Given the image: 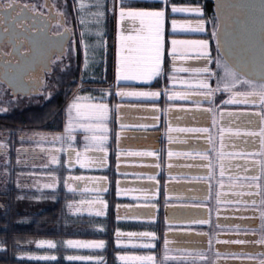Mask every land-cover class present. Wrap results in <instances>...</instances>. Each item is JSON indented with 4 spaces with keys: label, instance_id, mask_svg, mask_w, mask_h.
<instances>
[{
    "label": "rangeland",
    "instance_id": "rangeland-1",
    "mask_svg": "<svg viewBox=\"0 0 264 264\" xmlns=\"http://www.w3.org/2000/svg\"><path fill=\"white\" fill-rule=\"evenodd\" d=\"M77 3L79 7L80 0H77ZM85 3L88 7L81 9V19L89 22L81 25V32L83 60H85L83 63H86L87 69L89 64L98 65L105 58L106 16L104 15L105 0H98L99 7L94 0H85ZM97 12L103 14L94 15ZM222 63L228 74H224V77L220 70L214 69L211 76L213 91L211 95H205L209 97L208 103L204 99H202L203 103L199 102L192 95L184 99L178 96L177 101L181 105L173 108L172 117L175 122L166 124V120L171 118L168 116L162 119L165 128L162 146L164 200L162 219L158 218L156 208L158 191L154 187L158 175H146L147 173L144 172L158 167L155 159L158 158L159 150L146 147L137 136H134L135 130L146 126L136 114L140 108L143 109L138 106V96H129L132 100L129 102L131 103V123L130 126L115 133L112 148L107 141L110 138L107 131L88 132L78 125L71 135L74 137L75 133H83L79 144L76 145L74 139H68L69 133L65 125L63 133L59 135L63 139H55L50 145L51 150L55 149L57 155H60V160L65 155L70 157L65 161L64 158L62 160L68 173L78 171L74 176L86 180L88 185L81 192L69 190L70 193L65 194V198H69L70 201H65L57 213L54 221L56 228L65 227L75 220L76 215L78 222L92 224L91 228L83 230V239L78 241L85 243L104 241L105 248H80L81 250L74 251L75 248L67 245V241H75L74 238L66 240L34 238L33 241L29 239L27 242L20 243L17 242V238H14L10 246L11 257L17 253L18 262L23 260L40 264H63L69 260L67 257L81 255L83 264H95L103 258L106 249L109 248L108 244L111 243L110 247L115 249L112 252L115 264H140L134 261H121L120 256L149 255L155 257V264H204L206 262L209 264H257L254 258L264 253V248L258 249L261 245L252 243L259 239L258 235L252 233H259L262 223L260 220L261 196L255 195L260 192V188L255 185H264V179L256 180L253 177L260 176L258 162L262 158L259 153L264 150V147L258 135H248V133L258 134L264 128V120L258 115L264 111V108L259 99L255 103H228L234 97L243 100L244 96L236 94L247 93L251 89L249 84L242 83L247 79L237 74L224 61ZM87 73L90 79L97 77L93 67H89ZM230 73H235L236 76L233 77ZM220 81L228 82V84L222 87L219 85ZM250 82L257 86L264 84V82ZM193 83V81L184 82L178 86L190 87ZM174 85L172 84V87ZM219 91H225L228 94L220 103H216L215 96L219 95ZM144 98L151 99L150 96ZM93 100L90 98L81 103H92ZM145 103L147 102L141 104ZM148 103L151 102L148 101ZM222 107L226 108L224 114H222L223 110L217 111ZM180 109H186V111ZM208 109L212 111L209 112ZM146 111V116L154 119L157 117L154 108H146ZM92 122L95 123V121ZM86 123L90 121L86 120ZM204 129L208 131H203ZM93 135L105 136L107 139L102 142L93 141L90 139ZM86 136L89 139L86 140ZM86 148L89 149L86 155L90 162L82 167L81 162ZM100 148H103V151H100ZM75 149L79 152L74 151ZM78 153L81 154L79 160ZM221 153H223L222 157ZM206 155L209 157L207 160L203 158ZM69 160L76 163L75 167H68ZM222 167L223 176H221ZM52 176L56 178L54 188L57 191L63 190V177L69 175H62V178L59 175ZM149 181L152 183L151 188L146 185ZM41 190L43 189L39 187V190L35 192L36 199L42 196ZM51 197L59 196L55 193V196ZM252 200H256L257 203L253 205ZM89 201L97 203L89 204L87 203ZM99 201H103V205ZM108 209L112 210L109 228L104 220L109 213ZM97 211H103L104 215H95ZM41 220L35 218L37 229ZM203 220L209 222H199ZM21 221L22 219L19 223ZM159 221L162 223L164 232L159 257H156L154 249L158 241ZM209 225L212 230L211 237H209ZM117 232L125 234L150 232L155 234L156 239H136L127 235L118 239ZM237 240H243L246 243H234ZM40 241L54 242L56 248L40 247ZM142 243H154L155 247L132 246ZM0 248L5 249L3 244H0ZM64 255H66L65 259ZM165 256L168 259H165ZM201 256L204 258H200ZM42 257H55V259H42Z\"/></svg>",
    "mask_w": 264,
    "mask_h": 264
},
{
    "label": "flooded vegetation",
    "instance_id": "flooded-vegetation-1",
    "mask_svg": "<svg viewBox=\"0 0 264 264\" xmlns=\"http://www.w3.org/2000/svg\"><path fill=\"white\" fill-rule=\"evenodd\" d=\"M7 3L8 0H0V145H3L0 147V244L5 247L4 250L0 248V254L11 258L15 264H40L35 261L18 262L17 253L11 257L10 250L14 238L18 243L34 239L35 192L40 187L61 196L70 193V189L81 192L88 186L86 180L76 179L79 176L74 175L78 171L68 173L62 160L70 157L65 155L60 160L56 150L50 148L54 137H59L68 125L69 106L78 96L92 98V103L107 104L109 111L103 121L110 137L107 141L112 148L115 133L131 123L129 102L132 100L118 93L137 90L141 86L131 88V84L114 82L112 76L108 78L105 58L98 65L89 64L88 68L93 67L97 72V77L90 79L87 65L83 63L81 9L77 0H15L11 8ZM111 70L113 72V68ZM222 92L224 97L228 94L219 91V95ZM224 97L217 95L216 103ZM137 101L138 106L143 102L139 98ZM136 114L146 127L135 130L134 136L146 147L159 150L158 160L155 159L158 167L144 171L146 175H158L154 187L158 191L156 208L159 215L162 209L164 129L156 127V119L144 115L141 108ZM79 123H86V120L76 122V125ZM82 138L83 133H75V144H79ZM74 151L79 152L77 149ZM109 161L112 164V160ZM75 164L73 160L67 163L68 167H75ZM52 175L60 178L69 175L63 177V190L54 188L56 178ZM78 182L81 183L79 188ZM46 184L54 186L47 188ZM146 185L151 188V181ZM74 217L75 220L69 224L74 225L75 236L70 234L63 237L64 240H81L77 234L80 222L76 215ZM77 250L81 249L75 248L74 251ZM63 264H83V261L69 259Z\"/></svg>",
    "mask_w": 264,
    "mask_h": 264
},
{
    "label": "snow or ice",
    "instance_id": "snow-or-ice-1",
    "mask_svg": "<svg viewBox=\"0 0 264 264\" xmlns=\"http://www.w3.org/2000/svg\"><path fill=\"white\" fill-rule=\"evenodd\" d=\"M96 3V6L99 7L98 0H94ZM164 3H167V0H164ZM15 4V0H8L7 7L11 8ZM80 9H85L88 7V5L85 3V0H80ZM171 12L173 13H201L202 9L199 7H171ZM63 15V13H60ZM103 13L97 12L94 15L99 16ZM120 20L123 21L126 18L131 19L133 21L139 22V27L136 29L135 35H128L124 36L121 34L120 37V55H119V65L117 69V79L119 81H150L154 79L155 77L159 76L161 73V66H162V57H163V50H164V23H165V17L166 12L164 8H156L154 10H147V9H133V8H125L121 7L119 11ZM89 21L85 19H81V24H87ZM180 27L181 29H190L191 25H179L176 21H172V28L173 31L177 30V28ZM197 31L203 30V25L198 24L196 26ZM4 31H7L5 28ZM83 35V34H82ZM172 53L175 57L177 55V45H192L199 49L205 50L204 55H207L206 49L208 48L207 41H177L172 40ZM262 47H264V40H262ZM85 49H87V45H85ZM180 55H186V53H181ZM183 71H186L184 69ZM202 71L207 72V69H203ZM231 76L235 77V73H230ZM242 83L249 84L250 85V91L247 93H237V96H244L243 100L240 99H231L228 101V103H255L257 99H259V102L264 108V84H261L259 86L252 84L250 81H243ZM235 84V80L233 81V86ZM199 87L202 89H206L207 91L203 93L204 95H211L212 89L210 88V85L205 81H200ZM121 97L123 96H138V97H159L161 95L160 92H143V91H120L118 93ZM178 94H174L173 96L169 97L170 99L177 98ZM179 98L184 99L185 96H179ZM90 99L89 97H76L75 100L71 103L68 109L69 113V120L67 125V132L69 133L68 139L72 140L74 137H72L71 133L76 128V122L87 120L90 121V123H79V127L85 131L88 132H97V131H107V128L103 124V120L107 117V113L109 111L108 105L105 103H89L84 104L81 103L83 100ZM209 112H211V109H208ZM74 113V115H73ZM258 115L261 116V119L264 120V111H261L258 113ZM92 121H95L96 123H91ZM203 131H208L207 129H204ZM248 135H258L260 137V142L262 147H264V128L260 130V132L257 133H248ZM54 139H63V137H54ZM85 139H89V137H85ZM90 139L93 141H100L107 139L105 136H97L93 135ZM0 147H3V145H0ZM100 151H103V148L99 149ZM87 151H89L88 148L85 149V154L83 157V160L81 162V166H87V164L90 162L88 160V157L86 155ZM171 155V153H169ZM221 157L223 156V153L220 154ZM259 155L261 156V160L259 163V171L260 176L259 177H253V179L260 180L264 179V150H262ZM81 154H77L78 160L80 159ZM204 159H209V157L206 155L203 157ZM55 157H53V163H55ZM224 175V169L221 168V176ZM76 179H81L80 177H77ZM53 184H46L45 187L51 188L53 187ZM255 187L260 188V192L255 193V195H260V204L262 206L260 210V220L261 223V230L259 233L253 232V235H258L259 239L256 241H252V243H258L260 245H264V185L257 184ZM72 191H75V189H70ZM81 203H86L85 201H81ZM89 204L97 203L96 201H89L87 202ZM101 205H103V201H99ZM251 203L255 205L257 203L256 200H252ZM97 216L104 215L103 211H97L95 213ZM200 223H208L209 221L203 220L199 221ZM127 235L130 238H136V239H142V238H149L152 240H155V234L150 232H142V233H121L117 232L116 236L119 239L120 237H123ZM234 243L243 244L246 243V241L243 240H237L234 241ZM67 245L69 247L73 248H95V249H103L105 248V242L104 241H96V242H79V241H67ZM40 247L47 246L48 248H56V244L51 241H40L39 242ZM133 247H143V248H154V243H142V244H134ZM200 258H204L201 256ZM250 259H253V257H249ZM42 259H55V257H42ZM68 259H83V257H68ZM121 261H134V262H140V264H155V257L149 255V256H120L119 258ZM165 259H168L167 256H165ZM257 264H264V253H261L258 257H255Z\"/></svg>",
    "mask_w": 264,
    "mask_h": 264
},
{
    "label": "crops",
    "instance_id": "crops-1",
    "mask_svg": "<svg viewBox=\"0 0 264 264\" xmlns=\"http://www.w3.org/2000/svg\"><path fill=\"white\" fill-rule=\"evenodd\" d=\"M127 1L135 0H105L104 10L105 16L110 17L112 15V43H113V72L112 80L114 82L127 83L131 85H150L156 79L159 82L156 84L155 88H140L137 90L131 91H143V92H160L159 97L144 98L138 97L145 104L139 105L142 107L144 115L147 114L146 108L150 107L155 109L156 122L155 126H161L164 128V116L171 117L166 120V124H171L175 122L172 115L174 112V107H179L181 103L177 101L178 96H190L197 98L199 102H208V98L203 93L207 90L199 87L200 81H205L211 86H213V80L211 78L214 69L221 71V75L227 73V69L223 67V59L220 56L216 43H215V33L217 28V19L213 12V0H167V3H164V0H140L148 1L159 4L157 8H164L166 12L165 23H164V50L162 57V66L161 73L159 76L155 77L150 81H119L117 79V69L119 65V55H120V37L121 34L124 36L135 35L136 29L139 27L138 21H133L126 18L125 20H120L119 11L122 7V4H125ZM199 7L202 9L201 13H173L171 12V7ZM127 9V7H125ZM139 9V8H133ZM156 8L147 9L154 10ZM107 14V15H106ZM172 21H176L179 25H191L190 29H181L180 27L177 30L173 31ZM198 24L203 25L202 31H197L196 26ZM108 28V26H107ZM105 29V36L107 32ZM172 40L177 41H207L208 48L206 49L207 55H204V51L192 45H177V55L174 57L172 53ZM105 42V38H104ZM181 53H186V55H180ZM166 59V67L163 68V60ZM186 69V71H183ZM207 69L208 71H202ZM225 77V76H224ZM156 80V81H157ZM194 82L192 86L180 87L178 84H184V82ZM196 81V82H195ZM198 81V82H197ZM219 85L225 87L228 82L221 83ZM172 84H175L172 87ZM174 94H178L177 98L170 99L169 97ZM217 96V95H216ZM215 96V97H216ZM235 98V97H234ZM204 99V101L202 100ZM151 102V103H148ZM142 102V103H143ZM184 106V105H183ZM185 110L186 109H180ZM201 110V109H200ZM218 110V109H217ZM223 110L222 114L226 112V108H219L218 111ZM154 116V115H153ZM160 120V121H159ZM196 123V122H195Z\"/></svg>",
    "mask_w": 264,
    "mask_h": 264
},
{
    "label": "water",
    "instance_id": "water-1",
    "mask_svg": "<svg viewBox=\"0 0 264 264\" xmlns=\"http://www.w3.org/2000/svg\"><path fill=\"white\" fill-rule=\"evenodd\" d=\"M215 43L224 62L249 81L264 82V0H213ZM81 183H77V188Z\"/></svg>",
    "mask_w": 264,
    "mask_h": 264
},
{
    "label": "trees",
    "instance_id": "trees-1",
    "mask_svg": "<svg viewBox=\"0 0 264 264\" xmlns=\"http://www.w3.org/2000/svg\"><path fill=\"white\" fill-rule=\"evenodd\" d=\"M160 5L154 2H148V1H140V0H135V1H127L125 4H122V7H127V8H139V9H152V8H157ZM107 15V14H106ZM105 24H106V28H107V32H106V36H105V43H106V47H105V60H106V76L109 78L112 76V60H113V43H112V15H110V17L106 16V20H105ZM166 59L164 58L163 60V68L166 67ZM157 80V79H156ZM153 81L150 85H143L141 86L142 88H155L156 84L159 82V80L157 81ZM131 88L136 87L135 85H130ZM225 94L224 92H222V95H218L219 98H223ZM219 102H221V100H219ZM162 182H163V177H162ZM41 197H39L38 199L34 200V213H35V218L37 219H42L39 222V226L37 229V225L34 224V238L38 239V238H46L49 240L52 239H57V238H63L66 236H71L70 234H73V236H75V229H74V225H68L66 227H61L59 229L56 228L54 221L56 220V216L57 213H59L60 208H62V206L64 205L65 201H69V198H65L66 195L64 194L61 195V197H51V196H55V193L52 192L49 189L43 190L41 191ZM163 191H162V209L159 212V218L162 219L163 218ZM109 203H111V200H109ZM107 213V217L104 219L105 220V225L109 228L111 226V221L109 216L112 213V210L108 209ZM93 219V218H92ZM159 226H158V241L156 243V248L154 249L156 251V257H159V251L162 245V239H163V226L161 221H159ZM36 225V226H35ZM80 225V226H79ZM78 226V232L77 234H79V237L83 239V230L86 228H91L92 224H85V223H80ZM207 228V226L205 227V229ZM209 228V237H211V232L212 230L210 229V225L208 226ZM35 229H37L36 233H35ZM65 230V232H64ZM257 231V230H256ZM108 234V232H107ZM258 240V239H257ZM111 243L108 244V249H106V252L103 256V258L95 264H115V262L112 259V252L113 250H111L110 247ZM260 248H264V245L259 246L258 249ZM209 249L210 246H209ZM0 264H15V261H13L11 258L9 257H5L4 255L2 256V254H0ZM55 264V263H52ZM61 264V263H58ZM203 264V263H202ZM204 264H209L208 262L204 263Z\"/></svg>",
    "mask_w": 264,
    "mask_h": 264
}]
</instances>
